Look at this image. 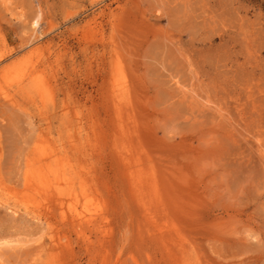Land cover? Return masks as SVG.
<instances>
[{
    "label": "rangeland",
    "instance_id": "rangeland-1",
    "mask_svg": "<svg viewBox=\"0 0 264 264\" xmlns=\"http://www.w3.org/2000/svg\"><path fill=\"white\" fill-rule=\"evenodd\" d=\"M0 92V264H264V0H0Z\"/></svg>",
    "mask_w": 264,
    "mask_h": 264
},
{
    "label": "bare ground",
    "instance_id": "bare-ground-1",
    "mask_svg": "<svg viewBox=\"0 0 264 264\" xmlns=\"http://www.w3.org/2000/svg\"><path fill=\"white\" fill-rule=\"evenodd\" d=\"M161 3V2H160ZM164 4V3H163ZM40 6V5H39ZM157 9V8H156ZM33 27H35V29L37 28V31H39L38 30V28H39V24H38V22L36 21V22H33ZM39 25V26H38ZM32 33V32H31ZM33 34V33H32ZM49 34V33H48ZM35 35V34H34ZM30 37H31V34H30ZM39 38H40V36H36V37H34V39H33V42L32 43H36L38 40H39ZM32 40V39H31ZM167 40V39H166ZM49 41V40H48ZM50 42V41H49ZM34 45V44H33ZM184 59V58H183ZM28 63H30L29 62V60L27 61ZM31 64V63H30ZM29 64V65H30ZM34 65V64H33ZM29 69L30 70H32L31 68H30V66H29ZM33 69H35V68H33ZM33 71H35V70H33ZM32 72V71H31ZM34 74V73H33ZM26 75V74H25ZM34 76V75H33ZM115 83V82H114ZM177 83V82H176ZM17 84V83H16ZM178 84V83H177ZM186 84V83H185ZM183 87V86H182ZM193 87V86H192ZM195 87V86H194ZM19 89L20 90H22L20 87H19ZM191 89V88H190ZM188 90V89H187ZM189 91V90H188ZM18 92V91H17ZM1 93V92H0ZM4 93V92H3ZM195 92H194V88H193V94H194ZM197 93V92H196ZM200 93V92H199ZM6 94V93H5ZM121 94V93H120ZM200 95V94H199ZM6 96V95H5ZM11 96H13V95H11ZM197 96V95H196ZM201 96V95H200ZM192 97V96H191ZM6 98L8 99V100H10V101H12L13 100V98L12 97H10V95L9 96H6ZM16 100V99H15ZM205 102V101H204ZM17 103V102H16ZM19 104V103H18ZM218 108H219V106H218ZM215 109V108H214ZM226 114V113H225ZM223 117V116H222ZM41 141V140H40ZM259 144V143H258ZM261 144V143H260ZM259 148H261V147H258V148H256V149H259ZM35 149V148H34ZM46 149V148H45ZM260 150H262V149H260ZM43 150H41V152H42ZM55 151V150H54ZM257 151H259V150H257ZM262 151H264V149L262 150ZM38 152V151H37ZM48 152V151H47ZM39 153V152H38ZM49 153V152H48ZM47 153V154H48ZM261 153V152H260ZM51 154V153H50ZM39 155V154H38ZM56 155V154H55ZM261 155H263L264 156V153L263 154H261ZM62 156V155H61ZM61 156H59V157H61ZM263 156L262 157H260L261 158V160H262V158H263ZM39 157H40V155H39ZM50 159H52V158H50ZM54 160V159H53ZM53 160H51L52 162H53ZM56 160H57V156H56ZM62 162V161H61ZM45 163V162H44ZM48 163H49V160H48ZM47 164V163H46ZM45 164V165H46ZM32 165H34V164H32ZM66 165V164H65ZM63 166V165H62ZM48 167H49V165H48ZM51 167V166H50ZM54 167V166H53ZM56 168V167H55ZM36 168H34V169H32V171H31V174H33L32 172H33V170H35ZM49 169V171L51 172V168H48ZM53 169V168H52ZM59 169V168H58ZM58 169H55V171L53 172L54 173V176H53V178L52 179H50L49 178V176H40V180H41V183H43L44 185H48V186H50L52 183H55V185H57L58 187H60L59 186V184L61 183V181L65 178V180L69 177L67 174H66V172H65V170L64 169H61V170H58ZM66 169H68V167L66 168ZM54 170V169H53ZM37 171H38V169H37ZM35 172V171H34ZM48 175V174H47ZM32 176V175H31ZM66 176H68L67 178H66ZM69 180H70V178H69ZM29 183V182H28ZM64 183V182H63ZM71 184H69V186H70ZM47 186V187H48ZM56 187V186H55ZM46 188V187H45ZM47 190H49V189H47ZM54 190H55V188H54ZM57 190V189H56ZM60 190V189H59ZM60 191H62V190H60ZM70 191H71V189H70ZM69 192V191H68ZM68 194V193H67ZM78 215H80V214H78ZM83 216V215H82ZM81 216V217H82ZM97 216V215H96ZM78 217V216H77ZM92 218V217H91ZM94 218V217H93ZM92 218V219H93ZM78 219H80V218H78ZM85 219V218H84ZM83 219V220H84ZM97 219V218H96ZM98 221V220H97ZM80 222H82V221H80ZM95 222V221H94ZM94 222H92V220H90V219H88V223H90V224H92V223H94ZM95 224V223H94ZM93 225V224H92ZM6 236V235H5ZM2 238V237H1ZM0 238V239H1ZM12 239V238H11ZM3 240V239H2ZM2 240H0V258H2V257H4L3 255H6V248H9V249H13L12 247H13V245L14 244H21V243H26L27 241H20V240H5L4 239V241H2ZM27 244H28V242H27ZM14 247H17V246H15L14 245ZM8 260H9V258H8ZM7 261V260H6Z\"/></svg>",
    "mask_w": 264,
    "mask_h": 264
}]
</instances>
